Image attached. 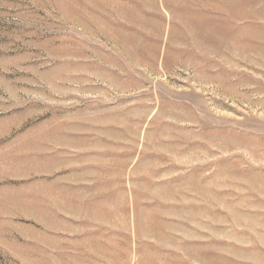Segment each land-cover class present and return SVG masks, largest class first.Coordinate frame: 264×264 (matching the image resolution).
<instances>
[{
    "label": "rangeland",
    "instance_id": "374dc122",
    "mask_svg": "<svg viewBox=\"0 0 264 264\" xmlns=\"http://www.w3.org/2000/svg\"><path fill=\"white\" fill-rule=\"evenodd\" d=\"M0 264H264V0H0Z\"/></svg>",
    "mask_w": 264,
    "mask_h": 264
},
{
    "label": "bare ground",
    "instance_id": "6f19581e",
    "mask_svg": "<svg viewBox=\"0 0 264 264\" xmlns=\"http://www.w3.org/2000/svg\"><path fill=\"white\" fill-rule=\"evenodd\" d=\"M234 1H235V0H234ZM186 8H187V7H186ZM231 8H232V7H231ZM186 13H187V15H188L189 12H186ZM196 14H197V13H196ZM188 16H190V14H189ZM188 16H186V17H188ZM192 16H193V15H192ZM175 17H176V16H175ZM181 17H182V16H181ZM199 17H200V16H199ZM176 19H178V18L176 17ZM182 19H183V18H182ZM182 19H181V20H182ZM184 19H185V18H184ZM184 19H183V20H184ZM213 19H214V18H213ZM188 20H189V19H188ZM226 20H227V19H226ZM185 21H186V20H185ZM191 21H192V20H191ZM192 22H193V21H192ZM194 22H196V21H194ZM197 22H198V21H197ZM181 23H183V22H181ZM189 23L191 24L190 21H189ZM200 23H201V22H200ZM202 23H204V22H202ZM223 23H224V22H223ZM194 24H195V23H194ZM197 24L200 25L199 22H198ZM183 25H184V24H183ZM185 25H186V24H185ZM191 25H192V24H191ZM198 25H197V28L199 27ZM208 25H209V24H208ZM200 28H201V26H200ZM204 29H206V28H204ZM210 29H211V28H210ZM223 29H224V28H223ZM197 31H198V30H197ZM249 33H250V32H249ZM217 34H218V33H217ZM228 34H229V33H228ZM199 35H200V34H199ZM199 35H198V37H199ZM203 35H204V34H203ZM221 35H222V34H221ZM221 35H220V36H221ZM245 35H246V34H245ZM218 36H219V35H218ZM200 37H201V36H200ZM214 38H216V37H214ZM220 38H221V37H220ZM240 38H241V37H240ZM195 39H196V38H195ZM209 39H210V38H209ZM225 39H226V38H225ZM236 39H237V38H236ZM214 40H215V39H214ZM226 40H227V42H228V39H226ZM202 45H203V44H202ZM224 46H225V45H224ZM214 48H215V47H214ZM201 60H202V59H201ZM206 66H207V65H206ZM211 76H212V75H211ZM244 85H245V84H244ZM248 85H249V83H248Z\"/></svg>",
    "mask_w": 264,
    "mask_h": 264
}]
</instances>
